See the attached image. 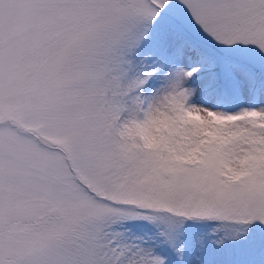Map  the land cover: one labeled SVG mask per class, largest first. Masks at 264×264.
I'll return each mask as SVG.
<instances>
[{
    "label": "snow or ice",
    "instance_id": "6c2138e0",
    "mask_svg": "<svg viewBox=\"0 0 264 264\" xmlns=\"http://www.w3.org/2000/svg\"><path fill=\"white\" fill-rule=\"evenodd\" d=\"M0 264H264V0H0Z\"/></svg>",
    "mask_w": 264,
    "mask_h": 264
}]
</instances>
